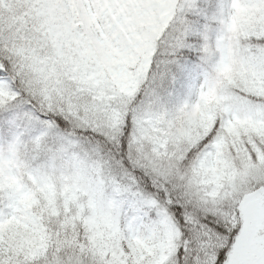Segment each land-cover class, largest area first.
Returning a JSON list of instances; mask_svg holds the SVG:
<instances>
[{
    "label": "snow or ice",
    "instance_id": "6c2138e0",
    "mask_svg": "<svg viewBox=\"0 0 264 264\" xmlns=\"http://www.w3.org/2000/svg\"><path fill=\"white\" fill-rule=\"evenodd\" d=\"M0 138V264H264V0H0Z\"/></svg>",
    "mask_w": 264,
    "mask_h": 264
},
{
    "label": "trees",
    "instance_id": "16d2710c",
    "mask_svg": "<svg viewBox=\"0 0 264 264\" xmlns=\"http://www.w3.org/2000/svg\"><path fill=\"white\" fill-rule=\"evenodd\" d=\"M36 135H39V132H37ZM47 142H48L49 147H53L54 146V139H53L52 136H49L47 138ZM0 143H3V139L2 138H0Z\"/></svg>",
    "mask_w": 264,
    "mask_h": 264
}]
</instances>
